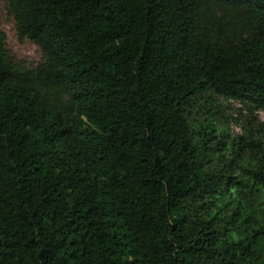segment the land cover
I'll list each match as a JSON object with an SVG mask.
<instances>
[{
    "label": "trees",
    "instance_id": "1",
    "mask_svg": "<svg viewBox=\"0 0 264 264\" xmlns=\"http://www.w3.org/2000/svg\"><path fill=\"white\" fill-rule=\"evenodd\" d=\"M7 3L43 63L0 29V264H264V137L193 114L258 123L264 0Z\"/></svg>",
    "mask_w": 264,
    "mask_h": 264
},
{
    "label": "rangeland",
    "instance_id": "2",
    "mask_svg": "<svg viewBox=\"0 0 264 264\" xmlns=\"http://www.w3.org/2000/svg\"><path fill=\"white\" fill-rule=\"evenodd\" d=\"M7 0H0V29L7 37L6 46L15 60L28 69L36 68L43 63V55L40 48L29 39H20L17 35L16 23L7 13ZM206 105L205 100L201 98L194 106L193 114L201 122L205 119H212L218 127H226L228 135L232 139L239 138L248 134L255 138L264 137V127L259 124L264 123V112L257 113V122L252 121L244 106L239 102H229L221 98L214 102L215 112L212 117L210 113L203 115L204 111L211 112L212 107H205L201 110V116L197 114L200 109ZM217 108V109H216ZM256 209H264V193L257 194L254 200Z\"/></svg>",
    "mask_w": 264,
    "mask_h": 264
}]
</instances>
